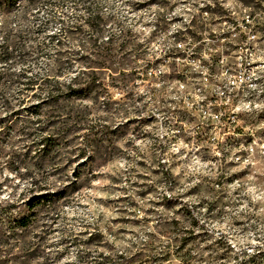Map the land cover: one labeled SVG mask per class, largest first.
Segmentation results:
<instances>
[{
    "label": "rangeland",
    "instance_id": "rangeland-1",
    "mask_svg": "<svg viewBox=\"0 0 264 264\" xmlns=\"http://www.w3.org/2000/svg\"><path fill=\"white\" fill-rule=\"evenodd\" d=\"M0 124V264H264V0H0Z\"/></svg>",
    "mask_w": 264,
    "mask_h": 264
},
{
    "label": "trees",
    "instance_id": "trees-1",
    "mask_svg": "<svg viewBox=\"0 0 264 264\" xmlns=\"http://www.w3.org/2000/svg\"><path fill=\"white\" fill-rule=\"evenodd\" d=\"M61 22H64L63 19L60 20ZM66 31V30H65ZM60 97H62V95H59ZM58 97H56V99L54 100H57ZM52 100V98L50 97L48 99V101ZM1 125V124H0ZM51 146H53V143H52V139L51 137H45L42 139V141H40L39 143V148L41 149L40 152H46L49 148H51ZM52 196H45L42 201L40 202H37L36 204H38L39 206L41 205H48V204H52L53 201H52ZM29 219L28 218H23L19 221V224H17L18 227H21V228H27L29 226Z\"/></svg>",
    "mask_w": 264,
    "mask_h": 264
}]
</instances>
